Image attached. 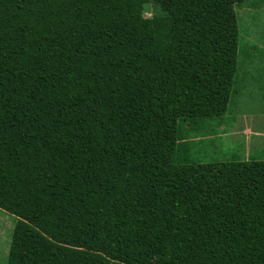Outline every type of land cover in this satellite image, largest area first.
<instances>
[{"label": "trees", "instance_id": "obj_1", "mask_svg": "<svg viewBox=\"0 0 264 264\" xmlns=\"http://www.w3.org/2000/svg\"><path fill=\"white\" fill-rule=\"evenodd\" d=\"M245 1L0 0L7 264H264V160L186 137L236 91Z\"/></svg>", "mask_w": 264, "mask_h": 264}, {"label": "rangeland", "instance_id": "obj_2", "mask_svg": "<svg viewBox=\"0 0 264 264\" xmlns=\"http://www.w3.org/2000/svg\"><path fill=\"white\" fill-rule=\"evenodd\" d=\"M234 9L239 27L238 67L233 82L236 91L223 116L205 118L200 124L201 132L187 133L192 142L191 159L198 163L264 160L257 120L261 115L260 124L264 123V95L259 87H251L264 79V0L235 3ZM248 119L251 126L246 124ZM242 128L243 134H239ZM14 221L13 215L0 209V264H7Z\"/></svg>", "mask_w": 264, "mask_h": 264}, {"label": "crops", "instance_id": "obj_3", "mask_svg": "<svg viewBox=\"0 0 264 264\" xmlns=\"http://www.w3.org/2000/svg\"><path fill=\"white\" fill-rule=\"evenodd\" d=\"M236 74H237V71H236ZM251 87H254V88L255 87H259L262 90L263 95H264V79L261 80V83H256V84H253V85L251 84ZM261 117H262L261 115H258V117H257V120H258V123H259V130H258V136H259V138H258V140H262V142L260 141V143L262 144V146L260 145V143H259V146L262 147V150L264 151V148H263L264 147V123L262 125L260 124ZM247 118H249V117H247ZM251 123H252L251 122V119H248V123H246V124L248 126H251ZM238 133L239 134H243V128L240 131H238Z\"/></svg>", "mask_w": 264, "mask_h": 264}]
</instances>
